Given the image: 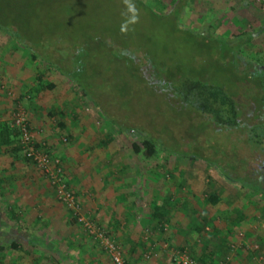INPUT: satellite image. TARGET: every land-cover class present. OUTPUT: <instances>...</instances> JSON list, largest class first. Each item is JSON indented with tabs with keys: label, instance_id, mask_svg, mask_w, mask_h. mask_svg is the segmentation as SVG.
<instances>
[{
	"label": "rangeland",
	"instance_id": "374dc122",
	"mask_svg": "<svg viewBox=\"0 0 264 264\" xmlns=\"http://www.w3.org/2000/svg\"><path fill=\"white\" fill-rule=\"evenodd\" d=\"M142 2L153 12L140 8L136 0H0V26L14 28L18 34L17 41L0 36V82L4 83V88L0 89V121L11 120V98L26 94L35 85V67L41 66L42 71L52 68L49 80L56 84L57 89L47 92L43 100L32 101L31 106L24 104V107H44L46 110L57 106V111L63 110L68 116L71 131L74 134L82 133L72 144L65 142V137L56 132L52 123H42L44 129L38 141L51 149L54 140L61 152L67 149L64 154L75 157V160L69 161V169L64 167L66 178L71 170L86 178L88 183L91 181L88 172L107 174L106 178L117 181L126 194L133 189L139 190L143 183L137 184L138 181L150 180L147 192L142 191L146 194V198L142 199V208L130 210L137 221L146 220L148 214L155 212L151 198L165 188L170 189L166 200L169 202H164L166 209H161V212L177 213L178 209L185 220H192L195 213L184 210L186 203L183 199H188L196 207L199 217L202 215L207 220H213L216 227L221 223L225 226L223 220H245L238 227L234 226L237 233L233 241L239 249L228 264H264V195L254 194L248 189L244 190L239 183L229 182L208 163L216 168L226 166L225 172L235 175L227 167L230 162L239 166V161L246 158L255 164L253 168H257L264 160V154L253 155L249 147L241 144L240 133L231 136V133L222 132L181 103L172 90L175 81L178 83L188 77L223 86L230 94H240V87L235 82L242 74L239 76L236 71L232 57L225 59L221 52L223 43L217 44L220 52H216L213 41L218 38L234 42L237 38L245 39L242 34L254 32L255 39L242 49V56L254 62L255 66L258 65L257 61L264 66V0ZM244 39L238 41L243 43L246 41ZM100 47H104L105 55L99 51L91 53L93 48ZM84 48H90L85 57L87 68L81 76L86 89L99 103L105 117H112L127 128V133L114 132L113 139L104 146L100 144L109 133L112 134V128L94 105L80 97L78 89L67 78L76 77L82 55L86 54ZM34 50H38L36 63L29 55ZM56 50L58 55L54 52ZM66 59L67 65L60 66ZM50 64L55 67H49ZM6 89L12 92V96L6 95ZM254 91L244 88L241 93L247 97ZM45 110L41 116H45ZM245 116L244 121L248 125L253 118L249 117L248 112ZM150 134L163 147L157 160L152 163L132 151L133 143L141 142L142 136ZM59 156L62 167L64 165ZM4 166L8 167L7 164ZM88 166H92V169ZM107 171H113L112 177L105 173ZM140 171L142 176H139ZM239 173L237 176H241ZM6 177L8 186H3V191L8 205L0 199V247L6 248L4 264H33L34 259L37 260L34 264H65L75 254L82 261L81 258L84 260L86 257L83 256L86 249H89L91 256L105 254L108 258L106 252L86 235L77 222H72L75 219L71 212L53 198V189L40 172L32 166L25 167L23 171L18 167L15 173ZM69 183L74 187L73 178H69ZM85 188L88 189L89 184ZM211 193L220 197L221 202L216 207L206 201V196ZM78 201L80 213L105 230L120 246L125 260L130 264L125 257V233L118 229L125 228L129 220H119V226L108 224V220L123 219V210H108L112 217H104L96 214V209H88L83 199L78 198ZM85 201L89 203L88 199ZM1 208L7 209L6 212L10 208L19 210V220H9V215ZM199 217L197 219L201 220ZM150 228L139 229L138 223L136 234L142 230V240L145 242V238L152 237ZM30 231L34 235L42 233V240L49 239L46 240L48 245L43 242L38 253L33 251L28 256H21V252L9 249L10 244L19 245L27 240L26 234ZM55 235L67 238L60 246L66 261L58 258L53 263V255L49 254V250L56 247ZM222 236H225L224 233ZM71 238H75V249L66 243ZM80 243L84 249L78 248ZM240 243H245L247 247L242 248ZM156 244L161 250L159 241ZM255 246L261 248L256 257L249 260L250 254L255 253L251 250ZM163 257L165 264H172L165 252ZM103 258L106 260L105 256ZM154 258L161 259L159 250Z\"/></svg>",
	"mask_w": 264,
	"mask_h": 264
},
{
	"label": "trees",
	"instance_id": "16d2710c",
	"mask_svg": "<svg viewBox=\"0 0 264 264\" xmlns=\"http://www.w3.org/2000/svg\"><path fill=\"white\" fill-rule=\"evenodd\" d=\"M136 2L138 6L144 9L146 12L149 13L153 12V10L150 9L148 6H146L142 2V0H136ZM184 7L186 6H183V8ZM254 35H255L254 32L242 34V36H245L246 39V41L243 43L238 41V39L239 40L244 39L242 37L237 38V40H235L234 42H232L231 40L223 41L221 39L219 40L218 38H214L213 41L216 46L215 48H213V50L215 49L216 52H220V49H218L220 46H218L217 44L223 43V49L221 52H223L225 59L228 57L230 58L232 57L236 71L240 74L239 76H241L242 74V76L239 79H236V82L234 81L240 87L239 90L240 94L236 95L234 92L230 94L227 92L226 89L223 88V86L214 85L212 83L205 81L193 80L188 77H185L184 79L180 80L178 83L175 81L172 90L175 96L180 100V102L186 105L191 111L206 118L213 126L220 128L222 132L231 133V136L232 134H236L237 132L240 133L241 134L240 142L244 147L247 146L250 149L257 151V153L262 154L264 152V68L261 67L264 66H260L259 61H257L258 62L257 63L258 67H257L254 65L255 64L254 62L245 60V58L242 56V49L246 45H249L255 39ZM0 36L6 37L9 41H15V40L17 41L18 38L16 29L14 28L5 29V27L3 26H0ZM26 46L29 45L27 44ZM103 48L102 47L93 48L91 53L98 51L103 53V51L105 50V49L103 50ZM89 50L90 48H87L85 52L86 54L82 55L83 58H81L80 61L81 67L79 68L78 73H76L77 74L76 77H73L74 75L70 78L67 76L65 77L68 78L69 83L71 85H73L75 88L78 89L80 93V97L83 100L90 102L92 105H94V107L98 109L100 115L105 118L107 124L110 126V128H112L111 129L113 130L112 134L109 133L106 140L100 144L104 146L113 139L114 132L118 134L119 133L122 134L125 132L127 133V128L124 127L123 125L122 126L119 125L114 118L105 117L104 111L102 109L101 110L99 109V105H98L99 103L94 100L93 98L94 96L88 92V90L84 85V81L83 78H81V76L84 74L85 69L87 68V67L85 68V57L88 56L89 53H87V51ZM54 52L57 55L59 54L57 53L58 50ZM29 55L31 56V60L33 63H36L38 61L37 58L38 50L36 52L35 50L33 52H29ZM103 55L105 54L103 53ZM64 65H67V59L60 66L63 67ZM49 67H55V66L50 64ZM35 68H36L35 85L30 87L27 90L26 94L21 93L17 98L16 96L12 98L10 97L13 100L11 120L0 121V174L2 177L0 178V199H3L5 201L7 198L3 190L8 186L6 185V182L8 181V178L6 176L15 173L18 167H20V170L23 171L25 167L32 166L34 169H36V171L40 172L36 163L27 156V149L21 143L20 129L13 125V115L15 114V112H17L20 109H23L26 112L27 122L29 125H31L30 113L28 110L32 108V107L30 108L32 101L43 100V98L46 97L47 92H53L57 89L56 84H54L49 80L51 78V74L53 73L52 68L45 69L43 71L41 69V66L38 67L36 66ZM3 88H4V83L0 82V89ZM244 88H251V90L255 89V91L246 97L241 93V91ZM5 92L7 96H12L11 94L12 92H10L8 89H6ZM24 104H29L30 106L25 108ZM251 104L253 105V107ZM57 112L58 111L56 110V108H53L51 112L48 114L50 116V119L53 120L51 123L53 127H55L56 132H58L60 135H63L65 137L66 139L65 142L70 143L74 141L75 138L77 139L78 137L75 134L72 135L69 132V130L68 131L66 130L67 124L64 122L66 118V114L64 113V111L61 110L60 113ZM246 112H248L249 117L251 116L253 118L251 123L248 125L245 124L244 121V119L246 118L245 116ZM42 129H44V127L39 129L38 131H35L33 128L30 130L35 134L36 141H38V136L43 133ZM36 147L39 146L36 145ZM162 148L163 147L161 146V143H159V141L156 139L154 140L151 134L142 136L141 142L132 144L133 153L135 155H143L145 160L149 163L155 162V160H157L158 158L157 155L160 152V149ZM48 152L52 157L58 158V156H56L54 151L49 147H48ZM189 159L195 160L197 158H189ZM208 163L212 165L217 171H219L229 182L239 183L244 190L248 189L257 195L260 193H264V185L258 177H251L243 173H241V176H237L240 173L235 171H234L236 173L235 175H230L227 172H225L226 166L221 165L220 167L217 166L216 168L212 163L210 162ZM221 163H223V161ZM4 164H7L8 167L10 168L8 167L6 168ZM227 167L234 169V167L236 168V165L230 162V164H228ZM61 168L64 170V166H62ZM63 172H65V170ZM40 174L44 177L42 172H40ZM63 177H64V182L66 183L68 189L72 192V194L76 197V199H78V196L76 192L73 190L72 185L67 180L65 173L63 174ZM3 186H5V188ZM206 201L209 202V204L213 207H216L221 202L220 197L214 193H211L209 196H207ZM6 203L8 202L7 201L4 202V204ZM2 210L6 212L7 209H2ZM17 213L20 214V211L15 210V208H10V210L6 212V214L9 215L8 216L9 220L11 221L15 220L14 222H16V220H19ZM167 216H169L168 212H157L155 210V212L152 213V220L159 221V226L161 228V231H163V233L167 232L169 228V224L167 222ZM242 221L243 220H240L239 222L237 220V222L233 223V228H231L232 231L230 229L231 232H228L227 238L232 237V235L235 238L237 233L235 231H237V229H235L234 226L238 227ZM72 222L76 223V220ZM205 225L208 224L206 223ZM165 226H168L166 231H165ZM149 230H152V228H150ZM201 232H203L204 236L205 235L211 236L214 233L217 234L219 231H218V227L214 228V226H205ZM238 234L240 235L241 232H239ZM203 235L200 234V238H199L202 244H203V238H208V236L203 237ZM234 238L228 239L224 243L225 251L223 250V254L219 260V264L230 263L232 258L235 256L234 254L238 252L237 248L239 249V247L237 246L238 244L233 241ZM157 241L153 243L150 241V248H155L157 245L156 244ZM239 241H242V239H240ZM165 242L169 243L167 239L165 240ZM240 244L242 248L247 247L245 243H240ZM234 247H236V252ZM184 248L188 250L190 257L197 263L211 264L210 261L211 258L206 257L203 253L199 255L197 254L196 250L191 249V247L189 246H184ZM260 248L261 247H259V249ZM5 249L6 248L3 246L0 247V264H4L3 262H4ZM9 249L19 251L18 244L17 243L10 244ZM259 249L257 250H255L254 248L251 249L255 253L250 254L249 260H251L252 257H256L255 254L259 252ZM228 258H230L229 261L227 260Z\"/></svg>",
	"mask_w": 264,
	"mask_h": 264
},
{
	"label": "crops",
	"instance_id": "0c3cea01",
	"mask_svg": "<svg viewBox=\"0 0 264 264\" xmlns=\"http://www.w3.org/2000/svg\"><path fill=\"white\" fill-rule=\"evenodd\" d=\"M53 108H57V106H52L46 110L44 107H42V109L41 107H32L31 109H29L31 126L35 131H38L39 129L43 127V124H42L43 122H46L47 124H51L53 120L50 119V116L48 114L51 112ZM44 110L46 114L45 116H41L40 114ZM60 112L61 110H58L57 113H60ZM67 118L68 116L66 115L65 120L63 119L64 122L67 124L66 130L67 131L69 130V132L72 135H74V133L71 131V128L69 126L70 122H68ZM81 130L83 131V128H81ZM80 134L82 133L79 132L78 134H75L78 137L77 139H79ZM72 142L74 143V141ZM50 146H52L51 149L54 151L56 156L60 155L59 157L62 160L65 169H69V161L75 160V157L71 156L72 154H64V151H68L67 149L62 150L61 152L60 147L58 146L57 142L54 140L52 141ZM76 163H79V160H76ZM88 167L89 169H92V166H88ZM112 172L113 171H107L105 173H108V175H111ZM116 173L117 172H115V174ZM87 174L91 178V181L89 180L90 183H88L86 178H82L79 174H77V172L73 173L72 170L67 172V180L69 181V178H73V184H74L73 188H75L74 190L76 191L78 198L83 199V203H86L88 205V209H90V207H92L93 209H96L95 210L96 214L99 213L101 215H104V217L108 215V217L111 218L112 216L108 213L109 212L108 210L118 211V212H121V209L123 210L122 212L123 219L119 217L118 219L115 218V220H108L110 221L108 224H114L115 226H119L120 224L119 220H129L125 228L119 227L118 229L119 231L121 232L123 231L125 233L124 236L122 234L121 236L124 237L123 241L125 240L127 241L126 243L127 245L125 246V257L130 260V264H165V260H164L165 258L163 257V252H165L167 255H169V253L163 249L159 250V256H161V259L159 260L152 259V260L147 261L143 257L144 253L148 250V246H150V241L155 242L159 239H160L159 240L160 247L163 244H166L165 240L167 239L170 245L172 244V246L174 245L176 248H184V246H189L191 247V249L196 250L197 254L201 255L203 253L206 257L211 258L210 259L211 264H219V260L223 254V250L225 251L224 243L228 239L234 238L233 235H232L233 238L232 237L227 238V235L229 232L228 229L233 228V223L237 222V220H223V223L226 222V225L223 226L221 223L220 226L222 227L220 226L219 227L217 226V227L221 229L223 228L225 231H223V229L222 231L221 229H218L219 232L217 234L214 233L211 236L209 235L204 236L203 232H201L202 229L205 226H214V228H216L214 221L207 220L202 215H200L199 217V214L196 213V207L190 204L191 201L188 199L184 200L183 198L182 199L184 203H186L184 210H187V212L189 213L193 211V213H195L194 214L195 218L192 217L193 218L192 220H185L183 214L178 209H176L177 213L163 210V212L169 213V216H167V222L170 225L168 228V230L169 229L170 230L169 231L167 230V232L163 233V231H161V228L159 226V221L152 220V213L148 214L147 216L148 218L145 216L146 220L137 221L133 219V215H131V212H130V210L136 209L135 207H137V209L142 208V205L144 204L142 199L146 198L145 196L146 194L144 195L142 191L144 190L145 192H147L146 188L150 186L151 184L150 180H148L147 182H145V179L138 181L137 184L139 182L143 183V185H140V187L138 188L139 190L137 191L136 189H133V190L128 191L129 194H126V192L124 191V188L122 186H119L117 181H115L116 182L115 184L114 181H112L111 179L108 180L106 178L105 175L107 174L105 175L102 173L99 174L98 172H95V171L88 172ZM142 175H143L142 171H140L139 176H142ZM110 177H112V175ZM200 180L203 181L204 178H200ZM88 184H89V188L87 189L85 187H87ZM142 187H144V189H142ZM83 188H84V191L82 190ZM168 190L170 191V189ZM168 190L167 188H165L164 190H162V192L160 191L156 193L154 197L151 198V203H154V205H152V208H157L158 210L155 209L157 212H161V209H166L165 207L169 202V201L167 202L166 200L168 199V196L170 195L169 194L170 192ZM84 193H87L88 195ZM88 196H90L91 198H88ZM53 198L55 197L53 196ZM87 199L89 200V203L85 201ZM164 202L165 203L167 202V204H164ZM198 217L201 220H198L197 219ZM238 221L240 222V220ZM243 222L245 223V220L242 221V223ZM138 223H139V229L140 227H142L143 229L147 226H150L152 228V230H150L152 233V237H150V239L145 238V242L144 240H142V234H141L142 230L139 234H136L135 229ZM206 223L208 225H205ZM32 233L34 232L30 231L28 234H26L27 240L21 241L20 242L21 244L18 245L19 252L22 253L21 256H28L31 252L33 253V251H36L38 253V250L40 249V247H43V242L46 245H48L46 243V240H49V239L45 238V240L43 239L44 240L43 241L42 238L44 237L42 233H39L37 235H34ZM223 233L225 236H222ZM200 234L203 235V237L208 236V238H203V244L201 243L199 239ZM45 236H47V234H45ZM36 237H40V239L39 238L37 239ZM54 239H55L56 247H54V249L52 250H49L50 251L49 254L53 255V259H54L53 263L57 262L58 258H63L65 260V258L62 256L63 254H62V250L60 249V246L63 245V241H66L67 238L64 235L63 236L55 235ZM74 239L75 238L73 239L71 238L68 240L69 242H66L68 243L69 247L72 249H75ZM145 245H146V248H145ZM91 246L93 245L91 244ZM78 248L80 250L84 249V247L82 246V243L79 244ZM88 250L89 249H86L83 253V256H86L84 257L85 258L84 260L83 258H81L82 261L78 260L76 257L77 254H75L73 255V258L70 257L68 261L65 260L66 262L64 263L65 264H111V261H109L110 259L107 258L105 254H103V256H105L106 260L103 258L102 255L100 256V254L97 256L95 255L91 256V252H89ZM67 256L69 257V254ZM36 262L37 260L34 259L33 264ZM59 264L61 263L59 262Z\"/></svg>",
	"mask_w": 264,
	"mask_h": 264
},
{
	"label": "built area",
	"instance_id": "2783aa9c",
	"mask_svg": "<svg viewBox=\"0 0 264 264\" xmlns=\"http://www.w3.org/2000/svg\"><path fill=\"white\" fill-rule=\"evenodd\" d=\"M13 125L20 129L21 143L27 149V156L36 163L40 172L48 180L56 201L71 212L77 224L94 243L98 244L106 252L113 264H128L120 246L108 236L105 230L95 226L90 219H87L80 213L81 206L78 199H76L64 182V172L61 168L60 160L49 154L48 147L44 142L36 141V136L30 131L32 127L28 124L26 112L23 109L18 110L13 115ZM36 145L39 147H36ZM167 228L168 226H165V231ZM234 248L236 252V247ZM162 249L169 253L173 264H199L190 257L188 250L185 248L171 247L166 243L162 245ZM254 249L257 250L259 247L255 246ZM158 250L160 249L157 247L149 248L144 254L145 260H152L156 257ZM227 260L229 261L230 258Z\"/></svg>",
	"mask_w": 264,
	"mask_h": 264
},
{
	"label": "flooded vegetation",
	"instance_id": "af4514ba",
	"mask_svg": "<svg viewBox=\"0 0 264 264\" xmlns=\"http://www.w3.org/2000/svg\"><path fill=\"white\" fill-rule=\"evenodd\" d=\"M261 68H264V67H261ZM251 152H253V155L257 154V151H255V150H252ZM262 154H264V152ZM257 157L259 158V156H257ZM255 160H257V158H255ZM239 162H241V165H239V166L237 165L236 168L234 167V169L231 168L233 171L241 172V173L249 175L251 177H258L264 185V160L261 162L260 166L257 165V168H253L255 164L251 163V161L248 162L246 158L239 161ZM260 194L264 195V193H260Z\"/></svg>",
	"mask_w": 264,
	"mask_h": 264
}]
</instances>
